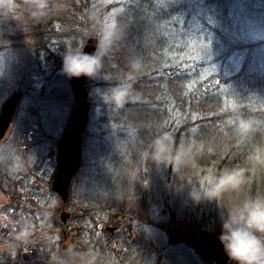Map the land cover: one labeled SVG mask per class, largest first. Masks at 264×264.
Returning <instances> with one entry per match:
<instances>
[{
	"label": "trees",
	"instance_id": "16d2710c",
	"mask_svg": "<svg viewBox=\"0 0 264 264\" xmlns=\"http://www.w3.org/2000/svg\"><path fill=\"white\" fill-rule=\"evenodd\" d=\"M89 1L75 0V7L71 9L81 11L86 19L93 11L96 16L117 18L127 25L125 39L106 58L101 76L85 79L89 111L96 105L90 96L93 89L104 94L132 60H139L143 70L129 101L116 109L118 114L128 113L126 117L130 119L136 115L138 122L154 124V128L147 129V135H153V139L161 132H170L176 146L192 144L194 163L178 170L184 177L188 173L186 169L197 168L200 182L209 169L246 166L249 155L264 146V0H110L107 7ZM3 4H0V51L5 47L1 43L9 36L7 32L17 29L21 22L12 20L14 10L10 12ZM26 16L21 13L22 19ZM55 18L60 22L58 27L53 24ZM48 23L44 25L45 30L58 29L60 34L55 35L71 39L72 47L79 46L87 37L86 33L81 34L83 29L67 30L76 24V17L66 9ZM82 24L92 25L91 21L76 25ZM254 25L262 26L261 31L253 29ZM23 28L22 23L19 30ZM93 32L94 27L89 30ZM48 44L55 43L48 41ZM37 57L40 64L48 60L40 54ZM61 75L68 82L62 97L71 100L70 80ZM18 92L28 95L23 86ZM100 107L102 110L113 108L105 102ZM233 109L256 124L255 132L243 141L234 134L233 126L226 123ZM103 121L104 117L100 116L99 123ZM167 170L166 179L161 180L169 191L173 169L168 166ZM113 184L116 187V181ZM236 193L240 195L239 201L264 193V167L250 174L249 182ZM185 195L179 194L183 198L181 205L175 203L176 206L165 212L170 217L174 213H186L189 222L201 225L200 232L220 230L219 216L224 210L225 194L217 202L193 203L192 209L189 208L192 202Z\"/></svg>",
	"mask_w": 264,
	"mask_h": 264
},
{
	"label": "rangeland",
	"instance_id": "374dc122",
	"mask_svg": "<svg viewBox=\"0 0 264 264\" xmlns=\"http://www.w3.org/2000/svg\"><path fill=\"white\" fill-rule=\"evenodd\" d=\"M84 1L82 0V3ZM109 1L91 0L89 2L100 7H107ZM10 2L6 0V4ZM74 3L75 0H68L69 7L66 11L75 13L77 25L79 22L88 23L90 19H86L81 11L78 13L75 8L71 9L75 7ZM16 4V8L10 9V12L14 10L10 18L16 22L20 20L21 22L17 25L20 26L23 23L24 28L19 30L18 26L17 29L8 31L9 36L5 37L1 43V47L3 45L5 47L0 51V109L6 99L18 92L19 87L26 88L28 95L22 94L13 115L12 127L3 137V142L6 141V143L0 149H4L7 143H11L16 165H21L20 169L25 170L32 158L27 154L21 155L18 148L21 147L30 152L40 149L47 152L53 151L70 124L75 99L73 93V100L71 96V100L68 98L65 100L61 94L68 86L66 78L61 75L62 56L66 46L70 45L71 39L69 41L66 38L60 39L59 35H55L60 34L58 29L45 30L44 25L54 16L41 24H34L27 16L22 19L21 13L26 14V12L21 3L16 2ZM91 12L94 15V12ZM81 17L84 19H80ZM56 19L52 21L55 27H58L60 22ZM76 24L69 26L67 30H72L74 27L75 31L83 29L80 30L81 34L86 33V39L89 38L91 35L89 30L91 31L93 26L82 24L78 27ZM261 27L252 26L259 31ZM51 32L53 33L50 34ZM49 36L50 40H48ZM48 41L55 44L49 45ZM38 54L42 58L48 57V60L40 64ZM93 90L90 96L96 105L92 106V110L90 109L86 128L82 132V142L85 133L86 140L82 143L80 168L76 173L75 197L79 198L80 193L86 196L85 190L88 187L91 188L95 201L99 202L94 205L97 211L133 213L131 220L135 234L143 239L140 241H145L144 237H146L150 243H153L155 248L153 255L160 256L158 259L154 256L156 259L153 264H202V261L187 249L167 247L168 232L160 226L161 223L165 224L170 219V215L165 211L176 206L175 203L181 205L183 198L179 197V194L185 193V197H188L191 188L199 184L198 169L195 168L192 171L186 169L188 173H186L187 177H184L183 173L173 167L172 181H170L172 189L165 190V183L161 178L166 179L168 166L153 165L148 155L151 151L153 135H147V129L154 128V124L138 122L135 119L136 115L132 119L127 118L128 113L118 114L113 108L102 110L100 104L105 102L104 94L96 88ZM100 116L104 117L101 124ZM47 152L43 160L45 163L49 161ZM118 159H121L120 163L116 164ZM115 181L116 187L113 184ZM164 197L166 201H163ZM239 199L240 195L236 192L225 193L223 209L226 210ZM188 202L192 201L189 199ZM189 205L191 209L194 206L193 202ZM177 208L181 210L180 207ZM159 212L162 213L157 217ZM144 213L147 216L146 220L139 216ZM171 223L173 224L171 230L175 229L174 233L191 230L193 226L187 214L180 212L174 213ZM158 225L161 228H158ZM177 244L181 243L176 242ZM149 253H151L150 250Z\"/></svg>",
	"mask_w": 264,
	"mask_h": 264
},
{
	"label": "flooded vegetation",
	"instance_id": "af4514ba",
	"mask_svg": "<svg viewBox=\"0 0 264 264\" xmlns=\"http://www.w3.org/2000/svg\"><path fill=\"white\" fill-rule=\"evenodd\" d=\"M5 143L2 138L0 147ZM59 144L49 152L41 149L30 152L19 147L21 155L32 158L25 170L16 165L11 143L0 149V264H52L56 253L66 246L81 253H94L97 264H153L154 256L157 259L160 256L153 255V243L146 237L140 241L143 239L135 234L133 213L97 211L94 205L99 202L88 187L86 196L80 193L79 198L75 197L80 164L70 180L66 197L54 190ZM46 152L49 161L45 163ZM139 216L146 220L145 213ZM168 221L160 225L168 232L167 247H182L202 264H215L203 258L190 242L193 237L206 234L198 230L201 226L198 222L193 221L191 232L174 233L172 217ZM25 226L31 235L26 243L17 242L15 236Z\"/></svg>",
	"mask_w": 264,
	"mask_h": 264
},
{
	"label": "clouds",
	"instance_id": "9594fccd",
	"mask_svg": "<svg viewBox=\"0 0 264 264\" xmlns=\"http://www.w3.org/2000/svg\"><path fill=\"white\" fill-rule=\"evenodd\" d=\"M3 4V0H0ZM27 17L34 24H41L69 7L68 0H21ZM6 9L17 7L15 0L3 4ZM94 32L95 51H83L86 41L77 47L66 46L62 56L61 72L68 78L85 77L95 79L101 76L104 63L125 39L127 25L110 16L89 17ZM143 66L139 60H132L127 70L111 87L104 91V101L114 109L123 108L129 101L134 85ZM226 123L233 126V132L241 141L256 130L253 120L244 118L233 109V115ZM153 165L161 164L179 170L194 163L192 144L176 146L170 132H161L151 143L148 154ZM264 167V146L257 147L249 155L247 165H233L221 170L209 169L199 184L194 185L188 198L194 203L217 202L227 192H239L249 182L250 174ZM220 232L216 237L228 264H264V193L250 195L223 210L219 216ZM31 235L28 227H22L16 234L17 242L26 243ZM52 264H97L94 253H81L71 246L60 249Z\"/></svg>",
	"mask_w": 264,
	"mask_h": 264
},
{
	"label": "water",
	"instance_id": "95a60500",
	"mask_svg": "<svg viewBox=\"0 0 264 264\" xmlns=\"http://www.w3.org/2000/svg\"><path fill=\"white\" fill-rule=\"evenodd\" d=\"M82 1V0H81ZM83 49L86 53L95 51V40L87 38ZM84 41V42H85ZM85 77L71 78L70 85L75 99L71 121L61 137L57 153V171L53 180L54 190L62 197L67 195V188L76 172L81 157L82 132L88 121V92L85 88ZM21 94L10 96L0 109V142L9 128L18 106ZM220 230L193 237L190 242L203 258L215 264H228L216 237Z\"/></svg>",
	"mask_w": 264,
	"mask_h": 264
}]
</instances>
